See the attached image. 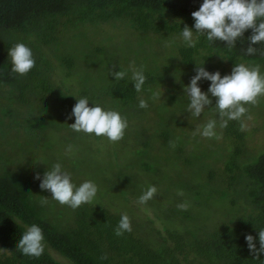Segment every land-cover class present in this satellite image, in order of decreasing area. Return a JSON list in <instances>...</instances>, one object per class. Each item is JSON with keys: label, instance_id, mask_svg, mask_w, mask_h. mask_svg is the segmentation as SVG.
<instances>
[{"label": "trees", "instance_id": "1", "mask_svg": "<svg viewBox=\"0 0 264 264\" xmlns=\"http://www.w3.org/2000/svg\"><path fill=\"white\" fill-rule=\"evenodd\" d=\"M200 2L0 0V139L1 142L6 141L3 147L9 145L13 132L17 141L22 143V150L25 149L22 157L26 158L27 165L31 163L33 167L36 156L44 155L52 147L42 148L39 154L38 151L32 153L26 145L28 141L46 136L49 129L67 132L84 144V139L91 137L99 141L101 137L73 132L68 125L74 122L70 112L75 98L66 86V79L59 76L57 80L53 78L56 68L51 59L59 58L65 76L69 77L73 74L76 61L75 43L71 36H79L89 25L125 26L128 35L131 32L158 34L163 29L172 31L179 25L182 28L184 25L191 27L194 21L190 13L197 10ZM249 32L246 31L245 36H241L231 48L220 41L209 42L200 35L196 48H207L227 56L232 62L264 63V42L254 45L257 49L255 54L248 55L245 52ZM16 42L29 46L34 57V67L25 75L10 71L11 62L7 51ZM84 43L87 48H92L91 53H103L101 41L90 45ZM66 49L73 50V53ZM187 52L180 53L181 60L185 66L191 67L193 65ZM156 63L155 60L153 68ZM145 76V85L140 93L134 90L127 78L119 81L113 79L109 86L97 89L93 79H82L77 82L79 88L76 97L87 96L94 103L117 110L127 120L124 135L119 141L130 145L133 140L132 154L140 164V167L137 165L138 170L166 179L167 185L160 194L154 193L149 204L157 203L161 198L167 199L170 194L175 198L176 192L179 194L184 191L192 200L194 209L191 205L179 207L180 203L176 204L174 199L172 203L164 205L166 208L162 213L165 219L177 222V228L166 225L157 227L147 215L144 216L145 220L140 221L132 213L126 214L131 230L117 236L113 229L122 213L93 203L82 204L76 209L67 205L56 208V204L55 207L48 204V199L47 203L41 204L40 201L44 199H41L37 179L23 174L25 170L13 171L8 156L0 155V264H61L51 252L66 258L71 264H264V254L251 252L244 240L245 234L252 235L259 248L257 233L259 229H264V147L248 152L243 144L247 137L244 130H232L231 126H227L224 135L229 149L226 147L225 150L230 155L226 157V154H222L224 160H221V155L214 156V161H208L200 157H204L201 144L194 147L193 144L188 146L182 143V146L176 134L177 126L174 129L162 125L155 129L157 131L153 135L144 133L149 129L143 121H135L134 109H141L138 107V98L145 99L149 88L161 83L157 77ZM141 112H136L135 116L139 117ZM152 140L160 143V147L152 152L159 151V154L155 153L151 157L149 147ZM59 142L64 144L63 148L61 145L56 148L51 143L56 149L57 157L52 154L55 160L61 156L59 151L64 153L70 149L69 144L71 147L83 148L64 136ZM198 150L201 152L197 153ZM161 155L166 157L162 158ZM173 158L180 163L176 162L179 166L176 170H167L165 173L158 167L162 163L169 165V160ZM196 163L201 165H198V171L194 168ZM73 164H69L67 170L78 171L75 170L78 165ZM173 174L180 180L173 179ZM123 177L119 175L118 179ZM129 178L136 185V176ZM128 180L124 178L122 182L129 183ZM138 187L140 195L145 188ZM112 189H116L125 200L130 195L124 183ZM137 192L134 190V194ZM215 196L221 201H228L229 206L222 212L221 220L213 223L210 214L204 213L203 209ZM136 210H139L138 207ZM31 224L40 226L44 236V250L38 257L24 255L16 246L20 234Z\"/></svg>", "mask_w": 264, "mask_h": 264}, {"label": "rangeland", "instance_id": "2", "mask_svg": "<svg viewBox=\"0 0 264 264\" xmlns=\"http://www.w3.org/2000/svg\"><path fill=\"white\" fill-rule=\"evenodd\" d=\"M180 28L182 27L179 25L173 28L172 31H170L169 28L166 30L163 29L158 32V34L145 33L141 35L131 32L128 35L126 33L125 26H112L111 24H98L95 26L89 25L79 36H71L75 43L73 47L76 51L74 53V59L76 61L73 68V74L66 77L65 69L63 66H60L61 62L59 58L51 59V62L56 68L55 73H53V78L57 80L59 76V78L66 79V86L70 88L73 95L77 96L76 92L79 88L77 82L79 80L91 78L94 82H96L94 86L95 89H97L101 86H109V83H111L114 79L112 73L115 71L120 70L124 72L125 76L123 78L129 79L131 67H142L144 74H147L148 77H157L158 80H161V83L159 82V84L162 85L159 86L158 84V86H155L154 88H149L145 97L147 107L140 109L142 112L139 114V117L135 116V113L140 110L137 109V107L136 110L134 109L133 117H135V121H143L145 127L149 129L145 130L146 132L144 133L153 135L157 131L155 129H159L162 125L174 129L175 126H177L178 131L176 134L180 137L179 140L181 144L185 143L188 146L193 144L194 147L197 144H201L203 147L201 150H203L202 152L204 153V157H200L208 161H214V156L220 157L222 154L225 155L227 153L225 148L228 147L227 149H229V146H227L229 144L226 143L224 135L227 126H231L232 130H244L245 136L247 137L245 138L243 144L248 152L263 148L264 96L259 97L255 104H246L245 107L247 110L240 119L229 120L227 125L223 128L217 127V134L211 138L199 135L197 129L198 126H202L208 119L217 118L214 108H205L201 116L197 118L188 116L187 112H183L187 104V99L183 95L182 84H187L190 77L194 75V62L200 63L205 59L203 66L207 70L214 71L218 69L223 75L230 71L233 63H239L241 61L238 60L236 62H232L227 56L220 55L217 52H212L207 48L198 49L196 48L198 40L194 47H184L179 42ZM91 41L96 43H100L101 41L104 46L103 53L102 51L99 54L91 53L92 48L89 46V48H87V44L84 43L87 42L88 45H90L93 43ZM61 50L63 49L61 48ZM65 51L73 53V50L71 49H66ZM182 51H188L186 54L193 66L187 67L183 64L180 55ZM219 56L225 59H222ZM155 60L157 63L154 66L155 68H153L152 64ZM246 64H259L260 70L264 72V63L255 62ZM198 83L200 84L202 90L207 89V81L202 80ZM161 87L164 90L162 97L158 99H149L151 92L155 90L162 91ZM38 114H40V112H38ZM22 118L23 117L19 119ZM241 124H243V128H241ZM134 125L140 128L138 123H135ZM63 136L67 137V139L72 142H76L78 145H82L83 148L79 149V146H73L69 150L64 151V153L63 151H59L61 156H59V160H55L52 157V154L54 157H57L55 156V147L57 148L58 145H61L63 148L64 144L59 142V139ZM80 141L81 140L78 137H71V135L67 132L61 133L49 129L46 136L36 141H28L29 144L26 145L28 147L27 149H30L32 153H37L38 151L39 154L42 153L40 152L42 148L45 149L49 145L52 147V149L47 150L48 152L44 155L36 156L34 166L32 167L31 163H28L27 165L26 158L22 157L21 154L25 149L22 150V143L20 144V141H17V138L12 132L8 142L9 145L6 147H3V145H6V141L3 140L1 142L0 139V150L2 147L4 148L0 151V155L3 157H5V155L8 156V161H10L13 165V171L17 172L19 170H25L23 174L27 173V176L30 177H34L36 173H40L42 175L46 170V167L50 168L52 164L59 162L63 169L71 174V179L75 181V184L78 185L84 180H91L97 185V194L91 203L106 207L110 211L116 213H132V216L140 221L145 220L144 216L147 215L154 221V225L157 227L162 225H166L170 228L179 227V224L174 220L170 221L165 219L162 211H165L166 206L164 205L167 202L172 203V199L177 202L176 204L180 203L179 205L183 204L188 205L189 207L193 206V202L186 192L181 191L178 194V192L175 191L177 194L175 198L172 194H170L167 199L161 198L157 201V203H150L151 206L149 204V200H147L144 204L137 203V200H134V198L137 199L139 196L137 192L140 191L138 187L139 185L145 188V190H147L149 186H154L156 189L155 194L158 195L167 183H165L166 179L164 180L159 176L149 174L142 169L138 170L137 165L140 167V164L138 163L137 157L132 154L131 144L133 143V140L130 145L127 143H121L119 140L110 142L106 138L102 137L99 141L95 140L93 137L90 139H84L86 144ZM51 143L56 146L54 147ZM69 145L71 146V144ZM158 147H160V143L152 140L149 147L151 153ZM77 149H79V151ZM96 149H98V151ZM74 150H76V152ZM201 150H198L197 153L201 152ZM230 150L232 151V146ZM113 152L116 153V156ZM155 153L159 154V151H156ZM155 153H149V155L152 157ZM169 155L174 157L171 153H169ZM223 155L221 160H224ZM228 155L230 154H226V157ZM160 157L165 158L166 156L164 157L161 155ZM38 160L43 163L38 162ZM162 161L164 162V160ZM176 162L180 164L178 159L173 158V160H169V165L162 163L158 164V167L163 172L167 173V170L174 171L179 167ZM201 162L203 161L201 160ZM69 164L78 165L75 168V170L78 171H72L71 169L67 170V168L70 167ZM198 165L201 166L200 164H197L194 168H197ZM196 170L198 171L199 169L197 168ZM119 175L120 177L124 176L122 179L125 178V181L128 178L129 183L122 182V179H118ZM133 175H135L136 180H138L136 185H134L133 181L129 178ZM162 176L165 177V174H162ZM173 179L180 180L176 174H173ZM123 183L126 186V189L130 192V195H132H129L127 200H125L116 189H112V187H121ZM134 190L137 193L134 194ZM40 192L41 199H48V204H52L53 206L56 204V208L65 207V205H61L55 200L52 202V199L50 198L51 194L47 190H40ZM227 205L228 201H221L215 196L208 207L203 209V212L210 214V221L216 223L221 220V214L226 211ZM136 207H138V211L136 210ZM153 207L156 210H154ZM154 214L157 215L158 218H156ZM51 253L52 256L61 264H71L66 258L53 252Z\"/></svg>", "mask_w": 264, "mask_h": 264}, {"label": "clouds", "instance_id": "3", "mask_svg": "<svg viewBox=\"0 0 264 264\" xmlns=\"http://www.w3.org/2000/svg\"><path fill=\"white\" fill-rule=\"evenodd\" d=\"M190 15L194 21L192 26L184 25L179 32V42L184 47H194L200 35H203L209 42L220 41L231 48L248 30L250 32L247 35L246 54H255L257 49L254 45L264 42V0H201L197 10L192 11ZM7 56L10 58V71L13 73L25 75L34 67L32 50L23 42L13 44L8 49ZM204 60L200 63L193 61L194 75L187 84H182L183 95L187 99L183 112L197 118L205 108H214L217 118L208 119L197 129L199 135L211 138L217 134V127L223 128L229 120L240 119L247 110L246 104H255L259 97L264 96V72L260 70L259 64L248 65L239 62L233 63L230 71L222 75L218 69L207 70L203 66ZM112 75L115 80H119L125 73L118 70ZM129 79L134 90L140 93L146 80L143 68L131 67ZM202 80L208 82L206 90H202L198 83ZM161 89L162 91H152L149 99L161 98L164 91L162 87ZM72 96L75 103L70 116L74 117V122L68 125L73 132L106 138L110 142L123 137L127 120L117 110L94 103L87 96ZM138 107L146 108L147 101L138 98ZM68 147L71 148L70 145ZM34 179L39 181L41 190L50 192L52 200L72 209L91 203L98 190L97 185L91 180H84L78 185L73 183L71 174L64 170L59 162L52 164L50 168L46 167L42 175L36 173ZM155 191L154 186H149L137 197L138 203L143 204L151 199ZM40 203L45 204L47 200H41ZM179 207L186 205L182 204ZM113 230L117 236L131 230L126 214H121ZM257 239L259 248L256 247L252 235H244L247 248L251 252L264 254V229L258 230ZM43 241L40 226L31 224L20 234L16 246L22 254L38 257L44 250Z\"/></svg>", "mask_w": 264, "mask_h": 264}]
</instances>
